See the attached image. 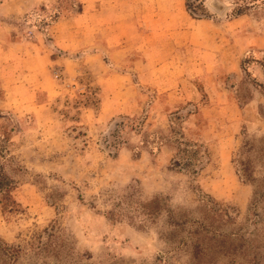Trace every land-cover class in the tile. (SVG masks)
I'll use <instances>...</instances> for the list:
<instances>
[{
	"label": "rangeland",
	"instance_id": "obj_1",
	"mask_svg": "<svg viewBox=\"0 0 264 264\" xmlns=\"http://www.w3.org/2000/svg\"><path fill=\"white\" fill-rule=\"evenodd\" d=\"M205 4L216 22L243 15L226 29L223 65L233 70L183 71L175 102L140 86L134 101L110 109L101 79L107 71L88 62L48 64L35 95L25 91L17 108L0 110V160L18 180L14 195L24 209L9 217L0 207V264H188L192 245L177 240L189 225L172 230L168 213L149 215L143 204L154 196L199 220L200 196L233 206L239 214L227 231L240 234L232 241L238 250L214 264H264V46L256 44L264 43V3L237 16L234 0ZM76 7L78 0H0V24L28 38L32 24L43 31L45 21ZM196 58L204 60L197 51ZM181 135L200 145L195 176L172 164ZM166 233L176 242H166ZM36 240L46 245L39 249ZM8 246L20 249L15 261Z\"/></svg>",
	"mask_w": 264,
	"mask_h": 264
},
{
	"label": "crops",
	"instance_id": "obj_2",
	"mask_svg": "<svg viewBox=\"0 0 264 264\" xmlns=\"http://www.w3.org/2000/svg\"><path fill=\"white\" fill-rule=\"evenodd\" d=\"M78 6L69 15L42 23L43 31L32 24L28 38L14 34L12 23L0 24V110L17 108L25 91L35 95L42 77L47 80L48 64L88 62L107 71L101 79L110 109L134 101L140 86L164 92L171 97L167 103L175 102L179 74L223 65L226 29L243 19V15L224 23L194 19L184 0H78ZM3 8L1 16L6 15ZM72 51L75 61L68 56ZM196 51L203 61L197 62ZM24 61L29 62L27 71L21 65ZM6 89L13 94L10 101Z\"/></svg>",
	"mask_w": 264,
	"mask_h": 264
},
{
	"label": "trees",
	"instance_id": "obj_3",
	"mask_svg": "<svg viewBox=\"0 0 264 264\" xmlns=\"http://www.w3.org/2000/svg\"><path fill=\"white\" fill-rule=\"evenodd\" d=\"M236 7L232 10L231 15L237 16L244 13L249 7L255 6L258 3H264V0H234ZM185 9L188 14L194 19H211L212 11L206 6L205 0H184ZM1 92V91H0ZM3 94V93H2ZM6 118V117H5ZM3 119V118H2ZM2 119L0 120V129L2 128ZM176 156L173 159V165L179 171H185L192 176L198 173L200 160V145L196 142H191L181 135L176 138ZM206 152V151H205ZM3 148H0V157L3 158ZM245 173L244 167L240 169ZM18 186V180L11 175L4 164L0 160V207L4 215L16 216L23 212L21 203L16 199L14 191ZM201 202L199 211L200 219H194L188 215H181L178 212L174 213L168 205V201L164 197L154 196L152 199L143 204L144 209L149 215L155 211L166 212L169 214L167 221L168 226L177 231L186 229L187 235L181 237L177 242L191 243L192 252L188 264H205L215 262L216 258H228L234 254L238 249L237 245H233L232 241L236 240L240 234L232 236L227 230L229 226L235 223L238 211L231 205L219 203L213 199L208 200L204 197H199ZM260 201L254 199L252 202L253 209L256 210ZM117 204V203H116ZM171 214H173L171 216ZM110 219H115V212H108ZM256 216V215H254ZM193 228V229H192ZM55 227L45 228L44 231H53ZM52 234V233H49ZM174 236V235H173ZM169 233L164 234L166 242H176L174 237ZM35 239V238H34ZM37 248L41 249L46 245L41 241L36 240ZM8 258L12 261L19 256L20 249L14 246H8ZM227 263H235L234 257H229ZM207 259V260H206Z\"/></svg>",
	"mask_w": 264,
	"mask_h": 264
},
{
	"label": "built area",
	"instance_id": "obj_4",
	"mask_svg": "<svg viewBox=\"0 0 264 264\" xmlns=\"http://www.w3.org/2000/svg\"><path fill=\"white\" fill-rule=\"evenodd\" d=\"M53 74H54L56 77H58V76H60V75L62 74V71H61L60 68L56 67V68L53 69Z\"/></svg>",
	"mask_w": 264,
	"mask_h": 264
},
{
	"label": "water",
	"instance_id": "obj_5",
	"mask_svg": "<svg viewBox=\"0 0 264 264\" xmlns=\"http://www.w3.org/2000/svg\"><path fill=\"white\" fill-rule=\"evenodd\" d=\"M212 5H213L216 9H218V10H221V9H222V5L219 4V3L216 2V1H213Z\"/></svg>",
	"mask_w": 264,
	"mask_h": 264
}]
</instances>
